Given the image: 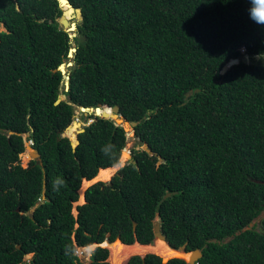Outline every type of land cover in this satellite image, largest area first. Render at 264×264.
<instances>
[{
	"label": "trees",
	"instance_id": "1",
	"mask_svg": "<svg viewBox=\"0 0 264 264\" xmlns=\"http://www.w3.org/2000/svg\"><path fill=\"white\" fill-rule=\"evenodd\" d=\"M70 2L82 11L74 36L59 0H0V264H85L74 252L93 243L88 264H111L104 240L150 244L157 219L171 247L202 250L197 264H264V25L248 0ZM242 48L250 60L217 78ZM103 103L138 121L154 153L133 147L136 162L93 180L74 214L82 179L117 165L128 140L80 109ZM78 108L92 121L74 145ZM29 140L42 165L21 163Z\"/></svg>",
	"mask_w": 264,
	"mask_h": 264
},
{
	"label": "water",
	"instance_id": "2",
	"mask_svg": "<svg viewBox=\"0 0 264 264\" xmlns=\"http://www.w3.org/2000/svg\"><path fill=\"white\" fill-rule=\"evenodd\" d=\"M65 2V3H64ZM59 3L60 5L62 6L63 8V12L62 14L60 15V17L58 18L59 22L61 23V25L67 30V31H73L74 34H76L75 30L77 28V19L81 18L82 16V11H81V8L79 7H75L71 2L70 0H59ZM67 4L68 7L67 8H64V6ZM67 16H71L70 18H67ZM73 18V19H72ZM76 19V20H75ZM70 36H72V34L70 33ZM76 50V47L72 46L69 50V56H72L74 51ZM245 55H249L248 53L244 52L241 56H238L237 58H233L230 60V62L228 64H226L225 66H223L222 70H221V74H219L217 76V78L221 77V75L229 68V66L231 64H234L235 62H239V61H249L250 60V56L248 58H244ZM258 54L255 55V57L258 59ZM67 64H72V61H68V63H65V62H62L60 65H59V69L62 71V72H66V66ZM68 77L66 78L65 80V88L68 89L69 87V82H68ZM195 90H198V88H196ZM193 92L192 89H190L188 92H187V96H189L191 93ZM61 95L59 96V99H57L56 102H59L60 99H61ZM81 110L85 113V114H88V113H94L96 115H101V116H104V117H109V116H106L104 114H101V113H98V109L99 108H102V109H107V110H111L110 112H114V113H118L120 115V106L119 104H114V105H109L107 103H103V104H99L97 106H80ZM123 117V116H122ZM112 118V117H110ZM124 118V117H123ZM113 119V118H112ZM124 120H126L128 123H129V128L133 129L134 130V126L138 123V121L136 120H128L126 118H124ZM92 121V119L90 120ZM116 122V121H115ZM75 125L76 122H73L71 125ZM116 124H119L118 122H116ZM69 125L68 128L71 126ZM76 127V126H75ZM84 130L83 127L81 128H78L76 131L79 132V131H82ZM126 130V129H125ZM127 131V130H126ZM10 132H13V131H10ZM134 134H135V131H133ZM77 138V137H76ZM32 141H25V146H26V152L29 154V159H35L39 164H43V159L41 157V154L40 152L38 151V149H36L32 144ZM78 143V140L76 141L75 145ZM142 147L144 149H146L150 154H153L154 152L151 150V148L148 146V143L147 142H143L142 144ZM158 158H159V161H161L162 157L161 155H158ZM125 163H123L120 167H122L123 165L126 164V162H136V160L133 158L132 154L129 153V156L128 158L124 161ZM119 167V168H120ZM102 168V167H101ZM118 168V170H119ZM118 172V171H117ZM116 172V173H117ZM94 177V176H93ZM92 177V178H93ZM92 178H84L86 180H91ZM91 183V182H90ZM44 186H45V182H44ZM88 187V186H87ZM86 188H84L83 190V196H84V201L86 200L85 199V191H86ZM171 194V192H166V194L164 195L165 197L166 196H169ZM45 196V189L43 190V197ZM253 224V222L250 223V225ZM136 226V222L134 221V227ZM153 230H154V234H155V240H158V239H163L166 244H168L167 242V239H166V236L164 235V233L162 232L161 230V224H160V221L157 219L154 223V226H153ZM118 240L121 241L120 237L118 236L117 238ZM107 242H109L107 240ZM99 243H93V248L98 245ZM101 245H104L101 243ZM169 245V244H168ZM105 246V245H104ZM170 246V245H169ZM187 244H183L181 245L180 247L178 248H174V247H171V248H174V249H177L178 251H180L182 253V255H174V256H179V257H182L184 258L189 264H197L199 258L202 256V250L200 248H194V249H191V250H187L186 248ZM19 247V245H18ZM158 254V253H157ZM170 257H173V256H169L167 258H163V261L161 264H166L168 259ZM88 260L90 261V257L88 258Z\"/></svg>",
	"mask_w": 264,
	"mask_h": 264
},
{
	"label": "rangeland",
	"instance_id": "3",
	"mask_svg": "<svg viewBox=\"0 0 264 264\" xmlns=\"http://www.w3.org/2000/svg\"><path fill=\"white\" fill-rule=\"evenodd\" d=\"M73 19V18H72ZM3 29H5V27L3 26V24L0 22V30H3ZM71 34H72V36H74V32L73 31H71ZM264 61V60H263ZM67 65H71V64H67ZM80 109L78 108L77 110H76V118H75V120L73 121V122H76V124H75V126L76 127H73V129L71 128V131H69V128L67 127L66 128V130H65V134L66 135H69L70 137H71V139H72V142H73V144L75 145V143H76V141H77V138H76V134H77V129L78 128H81V127H83V125L84 124H87V123H89L90 122V118H88L89 120H85L83 117H81V115H80ZM85 114V113H84ZM72 122V123H73ZM74 125V124H73ZM131 129V128H130ZM127 130V129H126ZM132 131H134L133 129H131ZM127 138H128V140H127V143H126V146H125V148H127L128 149V152L130 153V154H132V148L133 147H135V148H140V147H142V143H140V141H139V138L134 134V135H132V133H130V131L129 130H127ZM25 152H26V150L22 153V155H21V163L23 164V165H27L28 164V161H29V158L28 159H24V154H25ZM120 161V160H119ZM123 163V162H122ZM125 163V162H124ZM127 163V162H126ZM122 164H120V166H121ZM119 166V167H120ZM118 167V168H119ZM118 168H117V170L110 176V178L118 171ZM102 174V177L101 178H105L106 176H107V172H102L101 173ZM100 174V175H101ZM98 177V176H97ZM110 178H108L107 180H109ZM83 180H84V178L82 179V182H81V185H80V187H79V189H78V192H79V198H78V200H76V201H74V203H73V213L74 214H77V208H76V206L78 205V204H80V203H82V202H84V196H83V190H84V188H86L87 186H89L90 184H92L93 182H91V181H93V180H95V179H93V180H88V182H85L83 185H82V183H83ZM107 180H105V181H107ZM91 182V183H90ZM95 182V181H94ZM262 214H264V212L262 213ZM259 219V218H258ZM257 219V220H258ZM104 241H107V240H104ZM109 241V240H108ZM119 241V240H118ZM158 241H164L163 239H158V240H155L154 239V241L151 243V244H153V245H155V244H157L158 243ZM122 242V241H121ZM165 242V241H164ZM103 244L105 245V246H107L108 247V249H109V257H108V260L111 262V264L113 263V258H112V256H110V253H111V249L112 248H110L109 247V245H108V243L107 242H103ZM168 245V244H167ZM89 248V247H88ZM86 248L85 246H83V247H81V246H78V248L77 249H79V256L81 257V259L85 262V264H88V262H89V260H88V258H89V254H90V251L93 249V245H91V249L89 248ZM151 249V250H150ZM148 248L147 250L145 249H139V248H134V249H128V250H126V249H123V252H124V254H125V256L126 257H124L121 261H120V263L119 264H127L128 263V260H129V257L131 256V255H133V254H139V255H145L146 253H148V252H155V253H158L157 251L158 250H155L154 248ZM159 254V253H158ZM129 255V256H128ZM159 255H161V254H159ZM162 256V258H164L163 257V255H161ZM27 259H29L30 257H31V253H28V254H26V256H25ZM165 258H166V256H165Z\"/></svg>",
	"mask_w": 264,
	"mask_h": 264
},
{
	"label": "bare ground",
	"instance_id": "4",
	"mask_svg": "<svg viewBox=\"0 0 264 264\" xmlns=\"http://www.w3.org/2000/svg\"><path fill=\"white\" fill-rule=\"evenodd\" d=\"M65 3V2H64ZM65 5V4H64ZM68 5L66 4L64 6V8H67ZM71 16H67V18H70ZM111 110H107V109H102V108H99L98 109V113H101V114H104L106 116H109V117H112L116 122H118L120 125H122L125 129L129 130L130 133H133L134 132L129 128V123L124 120V118L122 117V115L118 114V113H114V112H110ZM73 127H75V125H72V129ZM25 154H28L27 152H25ZM29 155V154H28ZM129 156V152H128V149L127 148H124L122 150V154H121V157H120V161L118 162L117 165L111 167V168H107V169H103L96 177H94L93 179H96L95 181H97L98 179H108L110 178V176L117 170V168L120 166V164H123L124 161L128 158ZM123 162V163H122ZM102 172H107V176L105 178H101L102 177ZM101 174V175H100ZM91 179V180H93ZM88 181V180H87ZM91 182H94V181H91ZM103 244V243H102ZM108 245L111 249V253H110V256H112L113 258V263L112 264H119L120 261L126 257L124 252H123V249H134V248H139V249H150V248H154L155 250H158L157 252L161 255H163V257L166 258L169 257V256H174V255H182V253L180 251H178L177 249H174V248H171L169 245L166 244V242L164 241H158L157 244L153 245V244H141L139 242H136L134 244H125L123 242H121L120 240H116L115 242L113 243H109L108 242ZM91 247V246H90ZM89 247V248H90ZM151 250V249H150ZM148 251V250H147ZM129 256V255H128ZM110 260V259H109Z\"/></svg>",
	"mask_w": 264,
	"mask_h": 264
},
{
	"label": "clouds",
	"instance_id": "5",
	"mask_svg": "<svg viewBox=\"0 0 264 264\" xmlns=\"http://www.w3.org/2000/svg\"><path fill=\"white\" fill-rule=\"evenodd\" d=\"M248 3H249V9H250V18H252L254 20V22L258 23V24H261V25H264V7H259V6H256L254 7L253 4H254V0H248ZM76 32V31H75ZM75 35V34H74ZM75 47V46H74ZM243 52H245V48H242ZM73 56V55H72ZM70 56V57H72ZM258 59H261V60H264V55H259L258 56ZM71 61V60H70ZM65 63H68L65 62ZM68 66V65H67ZM67 66H66V72L64 74H66V78L68 75L67 73ZM69 79V77H68ZM66 80V79H65ZM69 82V80H68ZM81 109V108H80ZM72 124V123H71ZM70 124V125H71ZM127 132V131H126ZM125 148V147H124ZM123 148V149H124ZM120 160V159H119ZM159 220V219H158ZM74 254L76 255H79V249H76Z\"/></svg>",
	"mask_w": 264,
	"mask_h": 264
}]
</instances>
